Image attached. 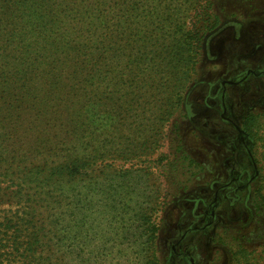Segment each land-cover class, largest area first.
Segmentation results:
<instances>
[{"label":"trees","instance_id":"trees-1","mask_svg":"<svg viewBox=\"0 0 264 264\" xmlns=\"http://www.w3.org/2000/svg\"><path fill=\"white\" fill-rule=\"evenodd\" d=\"M154 1L163 20H141V0H0V264H157L159 203L111 168L153 154L157 139L139 141L182 104L218 18L211 0ZM116 40L131 57L109 55ZM97 83L119 101L87 97ZM162 93V121L146 104L127 123ZM262 122L248 114L242 133L263 141Z\"/></svg>","mask_w":264,"mask_h":264},{"label":"rangeland","instance_id":"rangeland-1","mask_svg":"<svg viewBox=\"0 0 264 264\" xmlns=\"http://www.w3.org/2000/svg\"><path fill=\"white\" fill-rule=\"evenodd\" d=\"M141 1V20H163L157 1ZM211 1L218 23L203 35L182 104L169 107L157 135L143 133L139 141L157 139V148L139 164L111 168L138 181L145 189L143 202L159 203L149 212L155 225L150 253L157 264H264L257 258L264 251V205L257 198L264 187V0ZM124 45L111 42L109 55L131 57ZM104 92H111L115 104L123 90L98 83L85 90L87 97L99 94L98 105ZM165 97L139 101L140 109L126 116L127 123L146 104L147 120L162 121ZM248 114L263 121V141L242 133ZM131 231L130 239L139 234Z\"/></svg>","mask_w":264,"mask_h":264}]
</instances>
